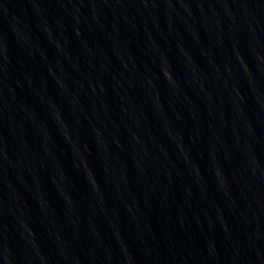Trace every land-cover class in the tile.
I'll use <instances>...</instances> for the list:
<instances>
[{"label": "water", "instance_id": "water-1", "mask_svg": "<svg viewBox=\"0 0 264 264\" xmlns=\"http://www.w3.org/2000/svg\"><path fill=\"white\" fill-rule=\"evenodd\" d=\"M0 264H264V0H0Z\"/></svg>", "mask_w": 264, "mask_h": 264}]
</instances>
